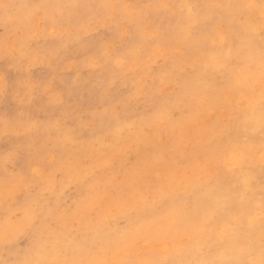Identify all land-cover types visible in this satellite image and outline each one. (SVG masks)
Returning <instances> with one entry per match:
<instances>
[{
    "label": "rangeland",
    "instance_id": "rangeland-1",
    "mask_svg": "<svg viewBox=\"0 0 264 264\" xmlns=\"http://www.w3.org/2000/svg\"><path fill=\"white\" fill-rule=\"evenodd\" d=\"M252 1L259 5V0ZM106 2L139 6L125 10L128 19L140 20L141 13L150 15L153 23L142 36L155 39L106 71L85 61V50L75 40V26L49 27L45 32L39 25L42 10L33 7L51 4L55 6L47 9L51 15L80 17L87 13L90 17L92 10L85 5ZM244 2L247 0H0V152L18 142L12 133L22 131L6 128L4 122L27 112L45 125L64 119L70 127H77L83 115L87 125L80 138L87 144L75 140L61 144L75 170L60 172L54 191L38 188L27 203V186L19 178L11 183L18 195L12 199L3 195L0 158V264L71 256L74 242L81 249L75 258L110 264L163 257L203 260L211 258L210 248L224 256L234 238L227 225L236 227L235 239L242 243L241 248L249 238L243 236L247 230L243 227L250 222L242 216L244 207L228 213L226 206L240 203L239 195L249 191L251 181L259 185L258 197L252 190L248 196L257 203L250 215L258 220L252 223L256 222L260 237L264 182L254 180H264L259 131L264 40L259 31V8L241 9L238 5ZM186 24L197 25L192 36L187 35ZM91 28L99 29L91 38L94 45L111 39L102 21H92ZM61 35L64 47L56 58L50 53L59 47ZM25 39L34 42L30 52L16 47L18 40ZM5 53L16 58L6 59ZM23 55H29L26 62L21 60ZM105 80L115 81L111 93L116 101L129 96L132 100L117 105L122 119L111 129L105 126L106 105L95 91L103 89ZM5 84L9 88L6 94ZM37 84L43 87L34 94ZM50 88L57 97L64 94V107L49 106L46 92ZM159 110L168 112L169 119L158 118ZM248 117L255 121L254 132L243 127ZM147 120L154 126L144 128L141 124ZM93 129L96 136H91ZM85 148L87 154L72 155ZM106 160L114 161V167L101 171L89 184L78 183L81 173L101 168ZM237 160L240 165L229 170ZM25 166L21 159L15 168L19 172ZM93 184L96 188L90 191ZM160 196L167 197L168 235L159 241L142 238L145 226L154 219L152 206ZM207 201L217 214L215 220L199 212ZM50 206L57 209L51 216ZM237 217L243 219L237 222ZM49 232L58 235L61 250H49L42 256L38 240ZM220 242L224 246L217 248ZM259 249L260 241L254 242L255 258Z\"/></svg>",
    "mask_w": 264,
    "mask_h": 264
},
{
    "label": "snow or ice",
    "instance_id": "snow-or-ice-1",
    "mask_svg": "<svg viewBox=\"0 0 264 264\" xmlns=\"http://www.w3.org/2000/svg\"><path fill=\"white\" fill-rule=\"evenodd\" d=\"M239 7L245 10H254L259 8L260 13V26L259 31L264 40V0H259V5L247 0V2L241 3ZM37 11L42 10V15L39 19V25L43 31H47L49 27L53 30L57 28H63L65 26H75V40L80 43L81 47L85 50V61H91L95 67L106 71L114 63L121 61L124 57H130L136 55L139 51H142L146 44L155 43V39L146 40L143 38L142 33L146 27L152 25L150 15L141 13V19L136 20L128 19V12L126 9L135 10L139 6L131 5L128 3H103L98 5H85V8L91 9V15L87 13L82 14L80 17L64 16V15H51L47 9L55 7L51 4H36L33 6ZM73 7V5H69ZM75 7H80L75 5ZM189 8L192 6L189 5ZM114 10V11H110ZM92 21H102L104 27L111 32V39L107 42H101L98 44L92 43V37L99 29L93 30L91 28ZM209 19L205 18L204 23H208ZM197 25H185V30L188 36H192L196 30ZM121 28L124 29L121 32ZM249 34L252 33V29L249 27ZM33 41L31 39L18 40L16 47L21 52L25 48L31 51L33 47ZM63 35L60 36V45L58 48H54L50 53L51 56L59 58V53L63 49ZM95 48L94 51L92 49ZM6 59H15L13 53H5ZM29 59V55H23L21 57L22 62H26ZM28 83H31L29 79ZM112 81L109 83L107 80L104 82L103 89H95L97 94L101 98V103L106 105L105 112L103 114L105 118V126L109 129L113 125L118 124L121 119V113L117 110L119 103L131 104V97H124L121 100L116 101L112 97L111 86ZM27 86V85H26ZM43 87L42 84H37L33 87L32 92L35 94L39 92ZM8 85L5 84L4 92H8ZM48 104L50 107L62 108L67 103L64 94H57L54 88H50L46 92ZM158 118L165 120L169 119V113L163 110H159L156 113ZM6 128L9 129H22L20 132L12 133L18 137V142L11 145L8 149L0 152V158L3 160L4 169V181L6 191L3 193L8 199H12L18 193L11 190V183L16 179H20L27 187L24 190L25 203L31 199L32 193L42 188L45 191L56 188V178L60 172H73L75 165L72 159L66 158L69 154H66L61 149V144H68L72 141L87 144V141L81 140V136L87 129V125L84 123L83 115H81L80 122L77 127H70L66 120L59 119L55 124L45 125L42 122L37 121L31 114L27 112L14 120H6L4 122ZM144 128L153 127L151 120L142 122ZM243 127L246 131H255V121L248 117L243 122ZM77 128L79 131H77ZM259 131L262 133L260 138V151H261V167L264 168V43L261 46L260 56V103H259ZM91 136H96V131H91ZM247 140L252 137L247 136ZM48 154H52L53 158L48 159ZM87 154V148L83 149L79 154L72 155H85ZM24 159L26 166L17 172L15 165L18 160ZM241 161L237 160L232 164L229 170H234L239 166ZM114 167V161L106 160L101 168L93 167L89 171L81 173V179L78 183L89 184L94 181L101 171H106L108 168ZM96 185L93 184L90 188L94 190ZM241 204L226 206V211L231 213L232 211H239ZM57 209L49 208L48 215L51 216ZM260 249L258 259H248L244 257L253 256L251 249L238 248L235 245V239L230 238L231 243L229 247V254L224 256H217L215 249H209V256L211 258L203 260H184V259H170L168 257L153 258L148 261H126L122 264H264V190L261 193L260 199ZM152 213L154 219L151 223L145 226L146 235L142 238H151L153 240H161L168 235L166 226L169 220L170 212L167 210V197L160 196L152 206ZM39 215V213H37ZM239 222V217L236 218ZM210 222V221H209ZM60 238L58 235L49 232L47 237L41 236L38 240L39 250L42 256H44L49 250L59 252ZM225 242H220L217 248L223 247ZM80 245L73 243L71 248V256L65 254L64 258L57 259H36L32 261H26L24 264H110V262L98 259H78L75 258L80 252ZM202 251V250H201Z\"/></svg>",
    "mask_w": 264,
    "mask_h": 264
},
{
    "label": "bare ground",
    "instance_id": "bare-ground-1",
    "mask_svg": "<svg viewBox=\"0 0 264 264\" xmlns=\"http://www.w3.org/2000/svg\"><path fill=\"white\" fill-rule=\"evenodd\" d=\"M253 2V1H252ZM233 3V2H232ZM232 5V4H231ZM234 7V6H233ZM238 8V7H237ZM242 9V8H241ZM242 11V10H241ZM239 12V11H238ZM245 14H247V13H245ZM241 20V19H240ZM241 22H242V20H241ZM257 23V22H256ZM246 26V25H245ZM253 26V25H252ZM251 26V27H252ZM257 27V26H256ZM248 28H249V26H248ZM254 28V27H253ZM246 29V28H245ZM252 29V28H251ZM229 34V33H228ZM186 36V35H185ZM198 36V35H197ZM206 41V40H205ZM194 42V41H193ZM228 52V51H227ZM195 55V54H194ZM186 56V55H185ZM194 62V61H193ZM216 65V64H215ZM250 68V67H249ZM200 78V77H199ZM247 79V78H246ZM243 83V82H242ZM203 101V100H202ZM176 102V101H175ZM202 103V102H201ZM151 118V117H150ZM162 120V119H161ZM148 121V120H147ZM177 124V123H176ZM142 125V124H141ZM175 129V128H174ZM224 132V131H223ZM179 134V133H178ZM213 136V135H212ZM254 153H256V152H254ZM160 156H161V154H160ZM262 173H263V175H264V171L263 170H260ZM259 174V173H258ZM260 175V174H259ZM166 179V178H165ZM254 181H256V182H264V180L262 179V180H259V179H256V180H254ZM194 182V181H193ZM135 186V185H134ZM249 186H250V188H249V191H253L254 192V194L255 193H257L256 192V188H258L259 187V185L257 184V183H255V182H253V181H251V183L249 182ZM249 191H245V192H242L241 193V195H239V197H240V203L239 204H241V206L242 207H244V211H243V213H242V216L245 214L246 216H245V218L246 219H248L250 222H247V224H245L244 225V227H243V231H244V229H247V230H245L244 231V237H247V236H249V238H248V240L246 241V244L245 245H243V247H242V249H251L252 247H253V244H254V242H256L257 241V244H258V242L260 241V237H259V235H258V233L256 232V227H257V224H256V222H254V223H252L253 222V219L255 220V221H258L257 220V218H253L252 219V217H251V215H250V210L251 209H253L254 207H256V205H257V203L254 201V200H252V198L251 197H249L248 196V193H249ZM245 197H247V198H245ZM257 197H258V193H257ZM235 202H236V200H234ZM237 204V203H236ZM94 208V207H93ZM199 212L200 213H202V214H205L206 216H208L211 220H215V218H216V216H217V214H215V212L213 211V209H212V207L210 206V202L209 201H207L206 203H203L202 205H200V207H199ZM241 219H243V218H239V220H241ZM123 223V222H122ZM238 224H240V223H237V224H235V225H238ZM227 228H228V233L230 234V235H233V237H234V239L236 238V227L234 226V227H230V225H227ZM228 237V236H227ZM203 239L205 240V234H203ZM237 241H239V240H236L235 239V245H236V247H238V248H241L240 246V244H242L241 242H237ZM249 246H252V247H249ZM253 252V251H252ZM227 254H229V252L227 253ZM244 258H248V259H258L259 258V256L257 257V258H255L254 256H251V257H244Z\"/></svg>",
    "mask_w": 264,
    "mask_h": 264
}]
</instances>
